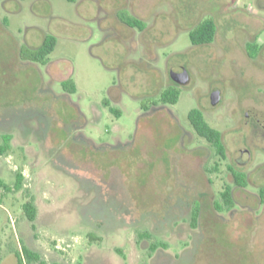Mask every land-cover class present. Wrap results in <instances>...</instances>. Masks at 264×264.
Segmentation results:
<instances>
[{"label": "rangeland", "instance_id": "obj_1", "mask_svg": "<svg viewBox=\"0 0 264 264\" xmlns=\"http://www.w3.org/2000/svg\"><path fill=\"white\" fill-rule=\"evenodd\" d=\"M208 18L216 23L213 41L192 44L189 32ZM46 35L56 38L47 62L31 61L26 50ZM180 67L189 74L185 84L176 83ZM67 79L74 93L63 89ZM170 86L179 89L178 100L162 103L159 94ZM213 89L220 90L215 105ZM195 108L222 133L225 158L195 133L188 118ZM263 111L264 0H0V143L4 133L11 137L0 155V180L9 187H0V264H16L23 245L40 255L31 264L80 263L90 243L77 220L78 185L65 175L71 169L115 171L140 212L159 209L172 187L209 184L207 178L217 189L228 183L240 149L251 154H242L248 184L264 183V138L250 126L258 114L264 121ZM77 125L94 144L70 135ZM17 172L23 184L13 189ZM29 198L37 207L33 223L22 210ZM188 217L184 208L179 221ZM256 217L249 253L231 251L237 264H264L262 206ZM168 233L161 237L175 252ZM119 243L118 264L147 261L131 229Z\"/></svg>", "mask_w": 264, "mask_h": 264}, {"label": "flooded vegetation", "instance_id": "obj_2", "mask_svg": "<svg viewBox=\"0 0 264 264\" xmlns=\"http://www.w3.org/2000/svg\"><path fill=\"white\" fill-rule=\"evenodd\" d=\"M112 100L118 101V98ZM251 121L250 126L254 125L264 138V121L260 120L259 114ZM42 125L48 128L46 120ZM82 128V125L73 126L69 129L70 135L79 142L94 144L83 134ZM5 134L8 133L2 136ZM201 138L217 154L212 143ZM245 152L251 155L240 149L236 164L227 167L229 182L218 189L209 178V184L172 187L161 197L159 209L143 212L136 210L132 195L115 171L89 172V175H80L72 169L67 171L65 175L78 185L80 211L77 220L84 227L83 234L90 243L79 264H118L117 258H124V252L116 245L120 244L121 233L129 229L134 233L135 243L148 258L144 264H234V261L237 264V260H230L231 251L241 257L249 253L248 238L258 225L256 211L259 206L264 208V183L248 184V174L241 165L248 159L242 157ZM219 156L225 158V153ZM204 170L211 172L217 168ZM238 173L243 178L237 179ZM247 198L257 201L248 203ZM184 208L189 209V217L180 222ZM174 209L180 212L175 214ZM147 219L151 225L143 227ZM167 229L169 237H174L178 243L179 249L175 252L171 251L168 240L161 237ZM98 243L107 247L106 251L94 248Z\"/></svg>", "mask_w": 264, "mask_h": 264}, {"label": "trees", "instance_id": "obj_3", "mask_svg": "<svg viewBox=\"0 0 264 264\" xmlns=\"http://www.w3.org/2000/svg\"><path fill=\"white\" fill-rule=\"evenodd\" d=\"M129 21L130 24H132L133 26H138L141 29L144 26L143 21L139 18H130ZM215 33L216 23L213 19L208 18L204 19L195 28H193L189 32V37L192 44H205L213 41ZM55 44V36L46 35L39 46L30 49L28 48L26 50V55L31 61L45 64L47 62L48 55L53 51ZM256 49H261V46H258ZM61 84L66 91L71 93L75 92L76 87L75 83L72 80H63ZM174 85L176 86L177 84L175 83ZM179 94L180 91L178 88L173 86L167 87L160 92V101L162 103L174 104L177 102ZM106 105L109 106V104ZM109 110L110 112H116L113 107H109ZM188 118L196 133L201 137H205L209 142H211L218 155L224 156L225 148L222 140V133L208 124L203 116V113L199 109L195 108L190 110L188 113ZM10 139L11 137L9 134H5L4 136H2V142L0 143V155L6 153L9 150ZM240 178H243V175L238 173L237 179ZM23 179L24 177L22 173L17 172L15 174V181L12 186L13 189H20L23 184ZM0 187L9 190V187L6 186L1 180ZM22 210L25 214L26 219L29 222L33 223L37 217V207L33 198H29L22 203ZM14 257L16 258V264H31L40 261V255L24 245L21 246L20 251L14 252Z\"/></svg>", "mask_w": 264, "mask_h": 264}, {"label": "water", "instance_id": "obj_4", "mask_svg": "<svg viewBox=\"0 0 264 264\" xmlns=\"http://www.w3.org/2000/svg\"><path fill=\"white\" fill-rule=\"evenodd\" d=\"M189 80V74L187 70L183 67H180L176 71V83L178 84H185ZM210 100L213 105L217 104L220 100V90L213 89L210 93Z\"/></svg>", "mask_w": 264, "mask_h": 264}, {"label": "crops", "instance_id": "obj_5", "mask_svg": "<svg viewBox=\"0 0 264 264\" xmlns=\"http://www.w3.org/2000/svg\"><path fill=\"white\" fill-rule=\"evenodd\" d=\"M126 1H128V0H126ZM130 5L132 6V4L130 3ZM138 7V6H137ZM75 87H76V84H75ZM114 102H116V101H114Z\"/></svg>", "mask_w": 264, "mask_h": 264}]
</instances>
